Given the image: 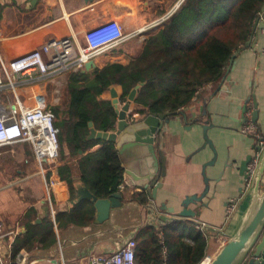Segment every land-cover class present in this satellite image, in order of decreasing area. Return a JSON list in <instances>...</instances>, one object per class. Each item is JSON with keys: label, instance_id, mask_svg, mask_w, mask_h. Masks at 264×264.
I'll list each match as a JSON object with an SVG mask.
<instances>
[{"label": "crops", "instance_id": "0c3cea01", "mask_svg": "<svg viewBox=\"0 0 264 264\" xmlns=\"http://www.w3.org/2000/svg\"><path fill=\"white\" fill-rule=\"evenodd\" d=\"M184 1L0 0V55L11 60L40 48L48 40L71 35L79 45H85L87 30L117 20L133 37L95 61L99 68L108 62L128 63L142 51L146 33L157 27L154 25L158 21L176 13ZM251 40L249 47L240 48L228 80L210 85L182 109L187 117L177 114L170 120L163 149L166 174L160 180L157 199H152L142 186V174L131 159L132 153L125 154L124 159L118 151L124 168V180L117 191L122 194L121 205L111 210L107 220L99 221L95 204L79 200L76 187L82 184L89 188L83 181L81 160L109 142L97 139L77 150L65 142L60 146L62 154L47 171L56 242L50 249L35 247L38 252L29 264H56L59 246L67 264H88L93 256L114 252L144 227H158L162 238L164 225L185 219L208 227V257L203 264L211 261L224 244L223 239L235 232L250 201L249 194L242 195L244 175L240 170L243 160L255 150L253 134L243 130V109L249 100L254 111L259 110L254 120L264 132V35L256 31ZM113 88L119 96L122 87ZM101 96L113 102L110 90ZM140 107L132 102L128 117L141 119L136 112ZM158 159L162 165L159 154ZM142 192L148 195L146 203L138 200ZM238 197H242L239 207L227 219L231 199ZM184 207L197 215L178 217ZM72 213L77 214L79 223L70 220ZM49 216L50 202L31 144L0 148V223L4 229L17 230L16 240L29 226L41 224Z\"/></svg>", "mask_w": 264, "mask_h": 264}, {"label": "trees", "instance_id": "16d2710c", "mask_svg": "<svg viewBox=\"0 0 264 264\" xmlns=\"http://www.w3.org/2000/svg\"><path fill=\"white\" fill-rule=\"evenodd\" d=\"M263 6L264 0H185L176 13L146 33L142 51L128 63L108 62L92 71L69 73L65 104L52 108L61 129V148L65 142L77 150L97 140L88 138L90 121L98 130L114 128L115 106L101 95L116 85L122 87L119 100L123 103L136 85L143 84L135 100L141 105L136 111L141 118L175 114L190 105L221 81L234 52L251 38ZM81 169L83 181L98 198L117 192L124 180L121 157L110 142L84 157ZM138 200L146 203L148 195L142 192ZM77 218L74 213L70 216L79 223ZM162 230L164 242L156 226L139 231L136 264H200L205 259L208 238L193 221L176 220ZM55 242L54 221L49 216L17 237L13 253L23 248L50 249Z\"/></svg>", "mask_w": 264, "mask_h": 264}, {"label": "built area", "instance_id": "2783aa9c", "mask_svg": "<svg viewBox=\"0 0 264 264\" xmlns=\"http://www.w3.org/2000/svg\"><path fill=\"white\" fill-rule=\"evenodd\" d=\"M264 22V11L259 12L255 20L256 30L264 35V27L257 28ZM133 37L125 33L117 20L102 22L85 33V45H79L74 36L48 40L40 48L31 50L11 60L0 55V148L28 142L31 144L38 164V171L43 178L55 221V210L51 203L50 181L47 171L51 164L60 157V129L55 123L52 110L41 106H28L21 91L50 79L62 77L67 72L83 69L85 63L96 59L113 49L120 47ZM264 56V46L262 48ZM9 91L11 96L4 92ZM243 130L251 133L255 139V150L247 165L243 179L242 195L249 194L252 180L264 149V132L254 120L253 102L247 103ZM242 197L232 198L227 209L229 219L238 209ZM205 232L204 224L196 226ZM162 234V233H161ZM18 235L17 230H5L0 223V264H29L32 255L25 249L12 252V244ZM164 242V236L161 238ZM226 242V239H223ZM137 240L131 238L108 255L93 256L88 264H136ZM56 264H67L62 256Z\"/></svg>", "mask_w": 264, "mask_h": 264}, {"label": "water", "instance_id": "95a60500", "mask_svg": "<svg viewBox=\"0 0 264 264\" xmlns=\"http://www.w3.org/2000/svg\"><path fill=\"white\" fill-rule=\"evenodd\" d=\"M262 11H264V6ZM173 14L174 12L168 18ZM159 24L160 22L157 25ZM262 27H264V22H261L257 28ZM256 31V28H254V32L245 47L251 45V39L255 36ZM239 51L240 49L232 55L222 82L229 79V73L235 67V59ZM97 67L98 64L95 59H91L85 63L82 71H92ZM142 85L140 83L130 91L127 100L121 107L118 106L120 103L118 93L115 88H112L110 91L118 115L117 123L112 131H102L97 130L93 122L90 121L88 138L115 144L124 159H126L125 154L129 155V153H132L131 159L136 162L142 174V186L149 191L152 199H157V190L162 184L160 180L166 174V156L163 152L165 132L173 117L177 114H183L185 117L187 115L185 110H180L175 114H148L139 120L130 119L128 114L131 103L135 102L137 92ZM243 110L244 112L246 111V106H244ZM258 113V108H255V120L258 118ZM199 120L200 118H197V121ZM158 154L162 159V165L159 163ZM252 157L253 154H250L243 160L240 169L242 175H245L247 165ZM158 181L160 182L158 183ZM76 188V196L79 200L87 199L95 204L99 221L107 220L110 217L111 210L121 205L122 194L120 192H114L106 198H98L89 188L82 184H78ZM249 196V205L235 232L229 236L217 254L211 258L209 264H264V149L252 180ZM196 215V212L189 210L187 207H184L178 213L180 218Z\"/></svg>", "mask_w": 264, "mask_h": 264}, {"label": "rangeland", "instance_id": "374dc122", "mask_svg": "<svg viewBox=\"0 0 264 264\" xmlns=\"http://www.w3.org/2000/svg\"><path fill=\"white\" fill-rule=\"evenodd\" d=\"M159 22L161 24V20H160L155 25H157ZM107 54L108 53H105L102 56H105ZM69 73L71 72H67L62 77H59L57 79H50V80L38 82L36 85H33L31 87H26L25 89H23L21 93L25 103L28 106H41L43 108L50 110H52L53 107H57V106L63 108V105L65 104V101L67 99L66 87L68 83ZM4 93L11 96V93H9V91ZM14 145L16 144L10 146H14ZM47 195L48 194L46 191V197ZM58 249L59 247H57V253H58ZM28 252L31 253V255L33 256V254L37 253L38 251L36 249H32V250H28ZM206 258L203 261H205Z\"/></svg>", "mask_w": 264, "mask_h": 264}, {"label": "bare ground", "instance_id": "6f19581e", "mask_svg": "<svg viewBox=\"0 0 264 264\" xmlns=\"http://www.w3.org/2000/svg\"><path fill=\"white\" fill-rule=\"evenodd\" d=\"M208 257V256H207ZM205 261H203L201 264H203ZM206 264H209V263H206Z\"/></svg>", "mask_w": 264, "mask_h": 264}]
</instances>
